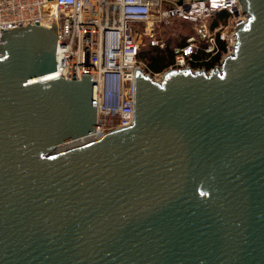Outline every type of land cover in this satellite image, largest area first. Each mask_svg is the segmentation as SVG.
I'll use <instances>...</instances> for the list:
<instances>
[{"label":"water","instance_id":"water-1","mask_svg":"<svg viewBox=\"0 0 264 264\" xmlns=\"http://www.w3.org/2000/svg\"><path fill=\"white\" fill-rule=\"evenodd\" d=\"M185 0H179L183 4ZM220 69L134 79L97 130V82L58 74L57 28L0 45V264H264V0Z\"/></svg>","mask_w":264,"mask_h":264},{"label":"built area","instance_id":"built-area-1","mask_svg":"<svg viewBox=\"0 0 264 264\" xmlns=\"http://www.w3.org/2000/svg\"><path fill=\"white\" fill-rule=\"evenodd\" d=\"M167 0H0V45L4 33L30 24L56 27L58 36V75L81 79L89 73L97 82L98 126L94 139L109 131L128 127L134 122V79L138 69L156 80L168 70L211 71L222 67L223 59L232 54L237 42L236 29L248 15L240 0H185L183 4L164 6ZM227 11L231 20L212 31L209 19ZM179 18L194 24L197 39L205 40L206 52L220 49L217 37L225 42L226 51L211 69L193 67L185 53L189 47L175 48L176 61L168 69L151 73L138 61L141 41L135 36L134 23L145 24V34L153 46L165 47L158 27ZM90 135V136H91Z\"/></svg>","mask_w":264,"mask_h":264},{"label":"trees","instance_id":"trees-1","mask_svg":"<svg viewBox=\"0 0 264 264\" xmlns=\"http://www.w3.org/2000/svg\"><path fill=\"white\" fill-rule=\"evenodd\" d=\"M229 19H231V15L223 10L220 12L215 13L210 19H209V27L212 31H214L216 28L226 25L229 22ZM183 22L193 24L190 21L182 20ZM194 36L191 34L186 35V37L183 38V41L172 46L171 43L167 41L165 47L160 46H153L150 44V42L147 45V48H142L138 55V61L140 63H145V69L151 73H158L162 72L166 69H168L171 65H173L176 61V53L175 48L177 47H185L188 46V38ZM200 46L196 47V50L193 52H190L188 57H192V60L190 63L193 67H205L206 69H211L215 64H217L223 54L226 51L225 42L220 40L219 37H217V43L219 46V51L216 54H211L206 52L205 48L207 46V42L205 40H200Z\"/></svg>","mask_w":264,"mask_h":264},{"label":"rangeland","instance_id":"rangeland-1","mask_svg":"<svg viewBox=\"0 0 264 264\" xmlns=\"http://www.w3.org/2000/svg\"><path fill=\"white\" fill-rule=\"evenodd\" d=\"M178 1L179 0H167L165 2L164 6H170V5L176 4ZM231 19H229V22ZM133 27L135 30V36L141 41L142 48H144V49L147 48V45L149 43V38H148V36H146L145 31H144L146 25L142 24V23H134ZM158 31H159V35H160L161 39L168 40L172 46L182 42L183 38L186 37V35H188V34L195 35L194 24H189V23L183 22L179 18L172 19L169 24H161L158 27ZM195 44L196 45H194L192 47L189 45V47L186 49L185 53L193 52L196 50L197 46L198 47L200 46V42L198 41V39H197ZM141 64L143 67H145V63H141ZM92 136L93 137H90L87 140L94 138V135H92ZM85 138H87V137H85ZM87 140H85V141H87ZM85 141H81V142H85ZM65 148H67V147H65Z\"/></svg>","mask_w":264,"mask_h":264},{"label":"bare ground","instance_id":"bare-ground-1","mask_svg":"<svg viewBox=\"0 0 264 264\" xmlns=\"http://www.w3.org/2000/svg\"><path fill=\"white\" fill-rule=\"evenodd\" d=\"M58 75V74H57ZM56 75V76H57ZM56 76H52V77H48V78H44V79H41V80H47V79H52V78H55ZM90 137H93L92 135L87 137V138H81L79 140H76V141H73V142H70V143H66V144H63L62 146L59 147V149L61 148H65V147H69V146H72V145H76V144H79L81 141H85L87 140L88 138ZM82 143V142H81Z\"/></svg>","mask_w":264,"mask_h":264}]
</instances>
